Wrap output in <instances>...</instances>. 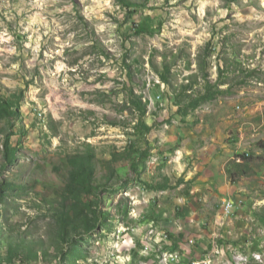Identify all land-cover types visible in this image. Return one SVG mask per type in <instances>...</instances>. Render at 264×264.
<instances>
[{
    "label": "rangeland",
    "instance_id": "374dc122",
    "mask_svg": "<svg viewBox=\"0 0 264 264\" xmlns=\"http://www.w3.org/2000/svg\"><path fill=\"white\" fill-rule=\"evenodd\" d=\"M131 1L137 12L117 0H0L1 93L20 98V117L0 120V185L16 186L0 194V237L30 241L33 259L16 264H264V0ZM201 55L223 93L180 108L151 62L170 63L175 84L197 75L205 93ZM132 89L147 104L144 139L131 135ZM88 150L100 178L114 155L127 174L99 191L106 225L63 241L50 203L62 160ZM242 155L250 174L233 180L227 166ZM224 199L238 204L231 216Z\"/></svg>",
    "mask_w": 264,
    "mask_h": 264
},
{
    "label": "trees",
    "instance_id": "16d2710c",
    "mask_svg": "<svg viewBox=\"0 0 264 264\" xmlns=\"http://www.w3.org/2000/svg\"><path fill=\"white\" fill-rule=\"evenodd\" d=\"M117 1L120 2L122 6L132 9L133 12H137V4L133 3L131 0ZM139 28H143V26L139 25ZM205 51H208L206 55L211 57L214 55L215 50L206 48ZM206 55H201L199 57V69L203 73L202 78L204 79L207 88L205 93L195 89L198 85L197 75L190 76L188 84H175L171 78L172 65L170 63L164 61L162 65H157L154 60L151 62V66L159 76L161 82L171 90L173 101L178 107L183 108L188 105V107L195 110L202 104L223 93V91L217 88V86H213L214 91L211 90L209 75L205 73L207 69ZM128 98V102L135 107L138 113L136 117L137 123L134 125V132L131 135L144 139L152 130V128L145 122V117L148 111L147 104L143 101V97L137 95L133 89L130 90ZM19 102L20 98H5L1 93L0 84V120H17L20 117ZM54 123L55 121L51 117L49 121L51 129ZM3 153L5 165L14 166L17 160L18 150L10 145L8 139L4 143ZM138 153L139 151L133 150L128 153L129 155L126 154V157L123 159L130 161V157H135ZM239 159H242L241 162L234 160L227 166V174L233 180L249 176L250 174V159H248L246 155L240 156ZM117 161H119V159L116 155H114L111 160L101 161L102 165L113 166V169L105 177L100 178V163L95 155L89 150L86 153L67 156L62 160L61 167L63 170H61H65V175L63 174L65 186L62 189H56L55 193L57 198L52 199L50 203L52 209L57 210V214L60 217L57 234L61 240L69 241L73 236L88 234L98 228V223L101 220L103 225H106L108 213L101 210L102 200L99 191H102L103 193L105 189L117 185L121 180V176L127 174L126 170L115 168L114 165ZM136 167L137 164L135 162L130 165V169L132 170H135ZM15 187L16 186L13 182H2L0 185V194L7 193L8 190ZM153 189L165 190L166 187H155ZM0 201L2 203L3 200ZM261 218L264 222V214L261 215ZM2 244L6 246L7 252L4 254L0 251V264H16L17 260H19L20 263H26L33 259V256L28 252L32 249L30 241H28L23 235H19V237L9 236L5 239L0 237V246ZM72 245L73 248H77L76 242H72ZM35 253L38 255L37 252Z\"/></svg>",
    "mask_w": 264,
    "mask_h": 264
},
{
    "label": "built area",
    "instance_id": "2783aa9c",
    "mask_svg": "<svg viewBox=\"0 0 264 264\" xmlns=\"http://www.w3.org/2000/svg\"><path fill=\"white\" fill-rule=\"evenodd\" d=\"M160 98V97H159ZM241 162V161H239ZM238 204L231 199H224L223 200V212L226 214V216H231L234 214V211L236 210ZM165 239L168 238L167 235L164 236ZM172 261L177 262L179 261V256L177 254L172 255ZM192 264H212V258L211 257H204L203 259L199 261H194Z\"/></svg>",
    "mask_w": 264,
    "mask_h": 264
}]
</instances>
